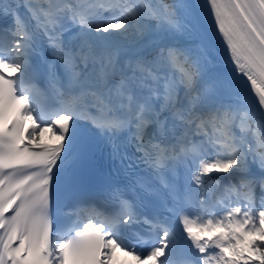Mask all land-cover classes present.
Wrapping results in <instances>:
<instances>
[{
    "label": "snow or ice",
    "instance_id": "6c2138e0",
    "mask_svg": "<svg viewBox=\"0 0 264 264\" xmlns=\"http://www.w3.org/2000/svg\"><path fill=\"white\" fill-rule=\"evenodd\" d=\"M118 252L264 264V0H0V264Z\"/></svg>",
    "mask_w": 264,
    "mask_h": 264
},
{
    "label": "bare ground",
    "instance_id": "6f19581e",
    "mask_svg": "<svg viewBox=\"0 0 264 264\" xmlns=\"http://www.w3.org/2000/svg\"><path fill=\"white\" fill-rule=\"evenodd\" d=\"M40 135L43 137V139L45 140H49V141H56L55 140V137L47 130H44V131H40ZM213 175L215 176L216 173H213ZM119 255H117L116 253V258L118 257Z\"/></svg>",
    "mask_w": 264,
    "mask_h": 264
},
{
    "label": "rangeland",
    "instance_id": "374dc122",
    "mask_svg": "<svg viewBox=\"0 0 264 264\" xmlns=\"http://www.w3.org/2000/svg\"><path fill=\"white\" fill-rule=\"evenodd\" d=\"M217 175V174H216Z\"/></svg>",
    "mask_w": 264,
    "mask_h": 264
}]
</instances>
